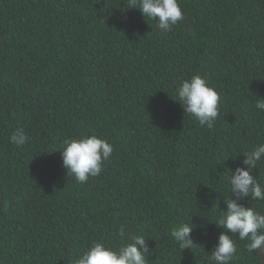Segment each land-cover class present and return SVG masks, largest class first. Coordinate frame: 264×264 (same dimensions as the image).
Returning a JSON list of instances; mask_svg holds the SVG:
<instances>
[{
  "label": "trees",
  "instance_id": "16d2710c",
  "mask_svg": "<svg viewBox=\"0 0 264 264\" xmlns=\"http://www.w3.org/2000/svg\"><path fill=\"white\" fill-rule=\"evenodd\" d=\"M178 2L164 33L127 0H0V264H74L95 242L118 247L121 226L148 240L149 264H214L229 169L264 143V0ZM193 75L220 95L212 130L176 98ZM91 135L114 151L81 184L59 151ZM252 174L264 183V164ZM180 223L191 249L169 235ZM233 239L231 264H261Z\"/></svg>",
  "mask_w": 264,
  "mask_h": 264
},
{
  "label": "clouds",
  "instance_id": "9594fccd",
  "mask_svg": "<svg viewBox=\"0 0 264 264\" xmlns=\"http://www.w3.org/2000/svg\"><path fill=\"white\" fill-rule=\"evenodd\" d=\"M127 6L138 10L143 18L156 21V26L164 33L184 19V13L178 0H127ZM178 103L200 127L212 130L220 115V95L210 87L201 75H193L180 82L175 90ZM254 107L264 112V98H257ZM10 143L17 147L29 141L22 129L9 137ZM114 146L107 139L96 135L80 139L69 138L63 141L62 167L83 184L90 177H98L104 171V164L112 156ZM243 166L229 169L230 197L224 201L226 211L218 218L219 228L224 231L211 251L210 259L214 264H231L236 252V241H246L250 253L259 258L264 252V213L253 207H245L241 200L249 197L255 201H264V183L253 176L258 165L264 164V143L258 144L252 151L243 155ZM216 225V224H215ZM193 224L180 223L170 228L169 235L180 249H191L195 244L192 239ZM117 235L121 239L118 247L95 242L91 247L78 254L74 264H149L152 250L148 240L141 234H133L125 226L119 227ZM196 246V245H195Z\"/></svg>",
  "mask_w": 264,
  "mask_h": 264
},
{
  "label": "water",
  "instance_id": "95a60500",
  "mask_svg": "<svg viewBox=\"0 0 264 264\" xmlns=\"http://www.w3.org/2000/svg\"><path fill=\"white\" fill-rule=\"evenodd\" d=\"M262 248H264V245H262ZM259 259H260L261 264H264V252L261 253Z\"/></svg>",
  "mask_w": 264,
  "mask_h": 264
}]
</instances>
